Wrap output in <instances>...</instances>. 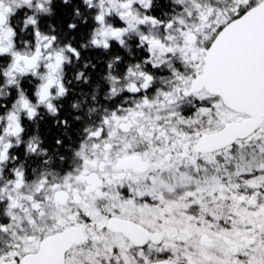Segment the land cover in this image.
Segmentation results:
<instances>
[{"label":"snow or ice","instance_id":"obj_1","mask_svg":"<svg viewBox=\"0 0 264 264\" xmlns=\"http://www.w3.org/2000/svg\"><path fill=\"white\" fill-rule=\"evenodd\" d=\"M0 264H264V0H0Z\"/></svg>","mask_w":264,"mask_h":264}]
</instances>
